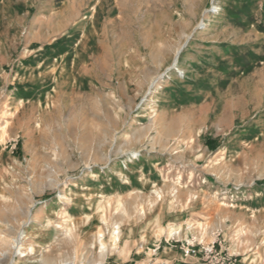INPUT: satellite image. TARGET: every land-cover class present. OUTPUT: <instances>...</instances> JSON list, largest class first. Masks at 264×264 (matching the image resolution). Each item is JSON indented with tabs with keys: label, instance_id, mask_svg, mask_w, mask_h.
I'll use <instances>...</instances> for the list:
<instances>
[{
	"label": "rangeland",
	"instance_id": "374dc122",
	"mask_svg": "<svg viewBox=\"0 0 264 264\" xmlns=\"http://www.w3.org/2000/svg\"><path fill=\"white\" fill-rule=\"evenodd\" d=\"M230 256L264 264V0H0V264Z\"/></svg>",
	"mask_w": 264,
	"mask_h": 264
},
{
	"label": "bare ground",
	"instance_id": "6f19581e",
	"mask_svg": "<svg viewBox=\"0 0 264 264\" xmlns=\"http://www.w3.org/2000/svg\"><path fill=\"white\" fill-rule=\"evenodd\" d=\"M179 50H180V49H177V51H176L175 57H174V59H173V65H175L176 57H178L177 54L179 53ZM154 81H156V80L154 79V80L151 82L150 85H152V84L154 83ZM150 87H151V86H150ZM5 117H6V116H5ZM128 140H130V139H128ZM115 226H116V225H115ZM116 228H117V229H115V230L112 231V235H113L115 238L118 236V233H119V232H118V224H117ZM68 232H69V231H68ZM99 233H100V232H99ZM98 236L101 237V236H102V233L98 234ZM99 242H100L101 245H103V243L101 242V239H99ZM13 246L16 247V249H17L18 246H19L17 236H16V238L14 239ZM10 264H11V263H10ZM60 264H72V262H71V261H61ZM83 264H86V263H83Z\"/></svg>",
	"mask_w": 264,
	"mask_h": 264
},
{
	"label": "built area",
	"instance_id": "2783aa9c",
	"mask_svg": "<svg viewBox=\"0 0 264 264\" xmlns=\"http://www.w3.org/2000/svg\"><path fill=\"white\" fill-rule=\"evenodd\" d=\"M189 252V249L187 250V253ZM208 264H235V260L230 256L227 258H223L221 261L217 262H209Z\"/></svg>",
	"mask_w": 264,
	"mask_h": 264
}]
</instances>
